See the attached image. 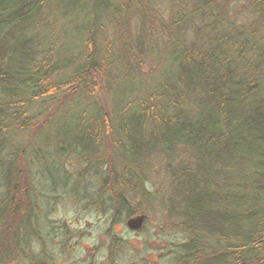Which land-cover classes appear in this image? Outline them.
<instances>
[{"label":"trees","instance_id":"16d2710c","mask_svg":"<svg viewBox=\"0 0 264 264\" xmlns=\"http://www.w3.org/2000/svg\"><path fill=\"white\" fill-rule=\"evenodd\" d=\"M79 2L83 54L69 59L73 67L62 73L55 62L57 26ZM148 2L0 0V264H13L42 227L29 147L20 139L35 126V110L59 96L68 97L61 111L83 105L79 114L87 118L74 125L76 133L54 138L57 150L47 156L33 151L41 174L53 182L51 192L55 175L64 179L65 173L57 156L75 154L85 163L82 174L91 172L100 182L96 201L116 217L132 216L136 206L126 193L149 196L143 184L148 159L162 154L175 160L178 149L188 150L189 161L167 164L170 204L192 233L180 259L264 264V0H171L174 13L168 25L160 22L170 68L150 91L130 97L145 59L142 35L135 46L129 42L128 16L136 17L141 33L153 29L157 18ZM238 5L249 7L254 21L240 22ZM102 22L123 27L124 41L116 40L115 50L107 39L99 47ZM103 76L119 80L108 81L119 95L112 115L91 101V87Z\"/></svg>","mask_w":264,"mask_h":264},{"label":"rangeland","instance_id":"374dc122","mask_svg":"<svg viewBox=\"0 0 264 264\" xmlns=\"http://www.w3.org/2000/svg\"><path fill=\"white\" fill-rule=\"evenodd\" d=\"M80 4L81 2L76 5L78 10L71 13L68 21L57 26V32L62 34L57 41L58 54L55 62L64 66L62 73L71 71L73 66L67 64L69 59L82 58L83 50L79 47L78 35L83 31L84 19L83 7ZM148 6L154 9L157 18L153 29H143L141 33L136 17L132 16V13L128 16L129 42L132 47L135 46L137 38L142 35V57L145 59L133 79L135 89L130 93V97L131 94H137V90L140 94L150 91L163 79L165 70L170 68L169 55L164 46L167 36L161 34L160 22L168 25L174 8L171 0H149ZM236 8L242 12L240 22L247 24L254 21L249 7L238 5ZM234 14L235 12H232V15ZM102 25L104 29L97 36L99 47H102L107 39L111 43L114 42L115 50V41H124L119 36L123 34V27L116 29L106 22H102ZM68 30L69 34L65 37ZM75 63L77 62H72ZM114 75L113 72L111 77ZM108 81L110 79L107 80L106 76L98 78L96 84L91 87V101L112 115L119 95L113 93L111 88L108 89ZM118 82L116 79L115 82L109 83ZM126 93L129 94V91ZM67 102L68 97L59 96L48 102L45 109L35 110V126L20 139L22 144L29 147V166L33 184L38 191L37 215L42 227L37 228V236L32 234L27 238L24 242V250L27 253H22L13 264H32L34 261L41 264H182V246L190 240L192 233L182 225L181 218L178 217L179 208L175 202V206L170 204V199L173 200L172 181L169 173L167 174V164L171 163L172 168H176L178 161H189V151L178 149L177 156L173 157L175 160H170L162 154L153 155L148 159L143 184L149 196L142 198L141 194L136 192L126 193L127 199H132L131 205L136 206V213L132 216L122 212L116 217L111 207L104 208L96 201L100 182L91 172L82 174L85 163L75 154L57 156L55 161L64 169V179L55 175L58 183L55 191L51 192L53 182L48 175L41 174L42 163H37L32 156L35 149H40L45 156L53 149L57 150L59 146L54 138L76 133L77 130H73L74 125L87 118L86 115L79 114L83 105L76 108L71 106L65 113L61 111V107ZM93 106V102H85L86 108ZM110 118L114 119L112 116ZM79 128H82V125ZM51 138L54 142L48 140ZM45 140L48 141L44 142ZM49 167L52 170V167ZM66 176L69 178L66 179ZM140 214L144 216L141 228L137 231L129 230L126 221Z\"/></svg>","mask_w":264,"mask_h":264},{"label":"water","instance_id":"95a60500","mask_svg":"<svg viewBox=\"0 0 264 264\" xmlns=\"http://www.w3.org/2000/svg\"><path fill=\"white\" fill-rule=\"evenodd\" d=\"M144 222V216L142 214L129 218L126 221V227L130 230H137L139 228H141V226L143 225Z\"/></svg>","mask_w":264,"mask_h":264},{"label":"flooded vegetation","instance_id":"af4514ba","mask_svg":"<svg viewBox=\"0 0 264 264\" xmlns=\"http://www.w3.org/2000/svg\"><path fill=\"white\" fill-rule=\"evenodd\" d=\"M138 230V229H137ZM137 230H131V231H137ZM183 262V261H182ZM185 262H183L182 264H184ZM94 264V263H93ZM96 264V263H95Z\"/></svg>","mask_w":264,"mask_h":264}]
</instances>
